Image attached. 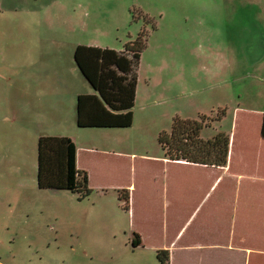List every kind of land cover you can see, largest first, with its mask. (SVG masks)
Returning a JSON list of instances; mask_svg holds the SVG:
<instances>
[{"label": "crops", "instance_id": "0c3cea01", "mask_svg": "<svg viewBox=\"0 0 264 264\" xmlns=\"http://www.w3.org/2000/svg\"><path fill=\"white\" fill-rule=\"evenodd\" d=\"M25 1L0 0L2 180L13 178L26 184L30 175L38 173L39 138L69 137L77 146V167L87 172L90 187L104 193L130 191L124 232L131 245L135 234L140 236V246L132 245L136 251L157 258L158 251L168 250L170 264H264V113H256L261 122H237L234 113L228 161L223 167L173 161L162 149L159 157L138 154L131 146L137 142L124 137L120 129L131 132L153 122L173 123L176 117L200 120L218 110L200 109L205 103L193 95V83L184 73L172 72L166 59L163 69L153 65L150 76L143 78V51L133 124L127 128L80 127L79 96L99 93L77 65L76 48L86 45L123 51L125 43L122 48L85 43L75 33L85 24L72 22L60 30L58 24L45 23L44 10L27 7ZM7 17L17 22H1ZM12 35L19 39H8ZM188 95L195 98L190 107L194 115L187 106H178ZM221 122L214 120L205 130L217 133ZM162 132H167L166 127L157 131V140ZM153 264L161 263L154 258Z\"/></svg>", "mask_w": 264, "mask_h": 264}, {"label": "rangeland", "instance_id": "374dc122", "mask_svg": "<svg viewBox=\"0 0 264 264\" xmlns=\"http://www.w3.org/2000/svg\"><path fill=\"white\" fill-rule=\"evenodd\" d=\"M24 4L44 10L45 23L58 24L60 30L72 22L85 24L75 32L85 43L122 48L145 26L150 33L142 57L143 78L150 76L153 65L163 69L166 59L172 72L184 73L193 83V95L205 103L200 109H218L206 116L207 124L225 113L217 131L230 133L235 112L237 122H261L256 113H264V0H26ZM6 7L3 1L2 8ZM1 22L17 21L7 17ZM192 99L188 95L178 106H187L191 114ZM162 127L170 133L172 123L120 130L137 142L131 146L138 154L153 158L161 154L156 136ZM252 128L249 125L251 133ZM211 130L203 136L209 137ZM3 178L0 175V264H153L157 260L129 242L124 232L129 213L122 208L118 191L104 193L91 187L93 193L80 200L70 191L39 189L33 174L24 185Z\"/></svg>", "mask_w": 264, "mask_h": 264}, {"label": "trees", "instance_id": "16d2710c", "mask_svg": "<svg viewBox=\"0 0 264 264\" xmlns=\"http://www.w3.org/2000/svg\"><path fill=\"white\" fill-rule=\"evenodd\" d=\"M149 33L144 26L136 38L125 44L123 51L86 45L76 48L77 65L99 93V96H79L80 127L127 128L133 124L140 59L147 47ZM223 117L218 116L215 120L220 121ZM211 123L207 124L206 115L200 120L174 118L170 133L162 132L158 136L164 156L173 161L226 166L230 133L217 131L212 137H204L203 133ZM261 135L264 139V115ZM37 185L43 190L70 191L80 200L92 194L87 172L77 167V146L71 138H39ZM118 193L122 208L129 211L130 191L122 189ZM140 244V236L135 234L132 245L138 247ZM157 259L161 264H170L169 251H158Z\"/></svg>", "mask_w": 264, "mask_h": 264}]
</instances>
